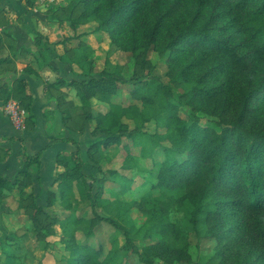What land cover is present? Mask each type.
<instances>
[{
	"label": "trees",
	"instance_id": "16d2710c",
	"mask_svg": "<svg viewBox=\"0 0 264 264\" xmlns=\"http://www.w3.org/2000/svg\"><path fill=\"white\" fill-rule=\"evenodd\" d=\"M178 3L187 5V18L173 24H168L161 16L157 20L149 18L167 11L171 0H73L69 6L71 11L80 6L90 10L89 14L77 18L71 16L69 19L74 22L85 23L89 17L96 16L99 28L113 27V32L124 40L128 31H135V37H142L143 42L136 44L141 50L135 48L132 52L138 55L142 51L145 59L164 39L166 44L161 54L166 56L173 80L192 81L201 60L208 55L223 60L222 65L198 78L195 92L189 95L192 103L195 100L203 112L217 114L220 132L216 127L203 126L193 117L183 118L179 106L170 100L171 87L163 82L144 79L133 85V97L137 96L142 108L133 103L129 106L134 107L128 110L142 113L143 121H155L161 131L150 134L154 141L159 140L155 149L142 142V132L135 135L122 122L127 110L116 102L120 94L118 78L102 70L99 77L88 76L87 79L85 76L76 81L78 96L88 108L91 98L98 93L100 100L109 105L107 112L97 115L101 130L94 133L106 136L93 142L98 150L119 146L125 137L132 140L135 147H141L144 156L153 158L161 151L163 158H154L157 177L147 193L140 197V202H120L122 214L116 218L97 214L93 184L79 175L63 182L68 190L73 189L76 182L84 193V200L93 204L92 210L98 220L115 229L111 248L106 252L104 246L96 248L89 243L98 226L83 231L91 227L94 220L86 216V211L68 215L62 224L68 232L66 244L75 256L74 264H124L125 259L119 254L120 236L126 241L125 249L137 255L138 264H156L157 260L164 264H195L189 240L191 233L218 242L226 241L231 235L222 246L220 262L213 257L200 264H264V122L260 120L264 110V0H195L193 4L192 0H178ZM228 15L233 16V25L222 27L219 23ZM234 26L236 34L227 36ZM191 53L197 54L196 60L186 64ZM249 56L255 62L249 83L236 86L229 106L225 104L220 109V105L213 104V109L205 101L216 91L223 90L226 84L218 89L210 80L225 64L232 70L247 72L252 63ZM171 70L175 73L171 74ZM15 97L32 110V98L26 96L23 83H18ZM127 151L131 153L130 148ZM22 152L26 154L24 147ZM78 153L73 154V159ZM58 159L64 160L62 155ZM69 163L66 161V165ZM77 166L82 169L80 162ZM14 186L15 183L0 174V193ZM148 205L153 209L148 221L133 233L127 224L130 216L125 219L124 211L132 213L137 207L143 211ZM174 206L181 207L186 215L187 228L170 221L168 214ZM228 225L231 227L226 230ZM79 234L84 235L87 242H81ZM154 237L160 239L153 242Z\"/></svg>",
	"mask_w": 264,
	"mask_h": 264
},
{
	"label": "rangeland",
	"instance_id": "374dc122",
	"mask_svg": "<svg viewBox=\"0 0 264 264\" xmlns=\"http://www.w3.org/2000/svg\"><path fill=\"white\" fill-rule=\"evenodd\" d=\"M72 2L73 0H18L16 7L6 9L0 7L2 38L9 40L8 34L14 35L19 32V29L29 24L37 64L40 66L41 53L47 51L48 60L50 56L56 54L55 59L70 70L67 77H57L54 80L55 83L50 85L57 87L56 94L52 96L58 102L57 114L62 123V128L60 126V129L53 128V132L56 133L53 142L63 140L57 145L58 151L46 155L54 143L50 141L42 143L32 137L33 142H39L38 146H32L31 150L24 154L25 163L18 175V180L10 181L12 184L15 182V186L0 193V207L10 198L13 204L10 205V209H7L8 212L1 216L0 224L6 221L5 215L12 214L7 220L8 225H0V228L4 229H0V264H74L75 256L67 249L68 232L62 222L68 215L74 213L79 215L82 211H86V216L94 219L91 222L92 226L85 227L84 232L93 226L95 228L98 226L96 235L89 240L90 245L96 248L102 245L106 252L110 250L111 236L114 235L115 229L106 222L98 220L92 210L93 204L88 199L84 200V193L77 187L76 182L73 189L68 190L63 183L65 180L79 175L85 182L93 184V193L97 196L95 205L97 214L102 217L116 218L118 214H122L119 203L125 200H141L140 197L147 193L149 186L157 177V169L153 168L156 163L154 158L158 157L157 159L161 160L163 158L161 151L159 154H154L153 158L146 157L140 152L141 147H135L132 140L125 137L119 146L107 149L102 147L100 150L95 147L93 144L95 140L106 137L104 133H94L95 130H101L97 123V115L99 112H107L109 105L100 100V93H98L91 98V105L88 108L78 96L76 81L86 77L88 79V76L99 77L102 70L118 78L121 82L120 94L116 102L122 104L125 107L123 109L127 110L123 113L122 122L135 135L142 132L144 134L141 136L142 142L149 144V147L153 149L157 147L154 145L159 140L154 141L150 134L161 133L155 121H143L140 118L142 113L128 110L134 107L129 106L133 103L142 108L137 96L133 97L135 90L133 85L144 79L163 82L170 86V100L179 106L180 115L183 118L193 117L203 126L216 127L219 132L221 130L217 114L203 112V109L198 108L195 100L192 103L189 95L195 92L194 86L198 83V78L200 79L212 68L222 65V59L208 55L201 60L192 81L173 80L172 75L169 74L170 68L166 62V56L161 54V48L166 44L164 39H161L160 44L158 43L159 45L150 51L145 59L142 51L138 55L132 52L135 48L141 50L136 44L143 42L142 37H135V31H128L127 38L124 40L113 32V27L108 29L105 25L99 28L100 21L96 16L89 17L85 23L74 22L69 19L71 16L77 18L82 14H89L90 10L80 6L71 11L69 6ZM193 3L195 0H192ZM186 6V4L179 5L178 0H171V7H168L167 11L157 14L158 16L151 15L149 18L157 20L161 16L163 19L166 18L168 24H173L178 19L182 21L187 18ZM188 8L191 9V6ZM145 17L148 18L147 15ZM232 20L233 16L228 15L219 24L222 27L233 25ZM236 32V26H234L230 28L227 36ZM243 38L250 42L247 36ZM250 47L251 45L246 48L245 53ZM196 57V53H191L187 57L186 64L194 62ZM248 60L252 61L250 56ZM252 64L255 62L252 61L247 72L232 70L226 64L223 69H218L216 76L210 80V84L218 89L225 84L226 87L216 91L205 102L213 109L215 108L213 104L220 105V109L225 104L229 106L236 86L239 83L244 85L249 83L248 79L254 68ZM172 73L175 72L171 70ZM193 81L195 82L192 86ZM62 89L67 90L68 93ZM50 93H52L51 90ZM19 104L25 111V116L22 125L16 128L18 134L25 136L24 132L30 131L35 138L39 137L40 128L32 110L29 111L26 105ZM47 116L49 117L50 114ZM260 120L264 122V110ZM128 148L131 149V153L127 151ZM75 152L79 153L77 158L73 159ZM59 155L64 158L61 162L58 159ZM68 160L70 163L66 165ZM79 162L82 164V169L77 166ZM41 178H43V184ZM150 211L153 209H150L149 205L143 211L139 207L132 213L124 211L125 219L127 215L130 216L127 220L128 228L133 233L136 232L143 223L148 221ZM168 217L171 222L187 228L188 220L181 207L174 206ZM230 227L228 225L225 229L229 230ZM228 236L226 241L218 242L191 233L189 240L195 264L207 262L213 257L220 262L222 246L228 242L231 235ZM78 238L81 242H87L84 235L79 234ZM159 239L160 237L158 239L154 237L151 241L157 242ZM119 240V254L125 259L124 264H138L137 255L125 249L124 237L120 236ZM137 243L140 244L139 241ZM156 264L164 263L157 260Z\"/></svg>",
	"mask_w": 264,
	"mask_h": 264
},
{
	"label": "crops",
	"instance_id": "0c3cea01",
	"mask_svg": "<svg viewBox=\"0 0 264 264\" xmlns=\"http://www.w3.org/2000/svg\"><path fill=\"white\" fill-rule=\"evenodd\" d=\"M17 2L18 0H0V7L2 9L13 8L18 5ZM30 33L31 28L27 24L22 29H19V32L14 34L15 36L8 34L9 40H6L4 36L2 38L0 29V174L9 181L17 179L24 167L25 161L22 148L24 147L25 153H27L32 146L37 147L39 142H33L34 139L40 140L42 143L46 141L53 142L56 136L53 128H62V123L57 114L58 102L52 96V94H56L55 90H57V87L50 85L55 83V78L60 76L67 77L70 73L66 65L55 59L56 54L50 56L48 60L47 51L41 53L42 63H40L42 65L40 64L39 66ZM18 83H23L26 96L32 98L31 109L40 128L39 137L35 138V135L30 131H25V136L18 134L5 112V106L10 101L15 100L20 103V100L15 97ZM50 90L52 93H50ZM62 91L68 93L65 89H62ZM69 99L74 100V98ZM48 111L50 113H47ZM48 114H50L49 117L47 116ZM20 137L22 138L21 141L18 140ZM53 143V147L49 149L46 155L58 151L57 145L61 144V142ZM41 180L43 184V178ZM11 201L12 198L6 200V203L4 202L0 207V222L1 216L8 212L7 209H10V205H13ZM11 215H5L6 221L0 225H8L7 220Z\"/></svg>",
	"mask_w": 264,
	"mask_h": 264
},
{
	"label": "built area",
	"instance_id": "2783aa9c",
	"mask_svg": "<svg viewBox=\"0 0 264 264\" xmlns=\"http://www.w3.org/2000/svg\"><path fill=\"white\" fill-rule=\"evenodd\" d=\"M5 112L9 116L15 128H18L20 124L22 125L25 111L17 101H10L5 108Z\"/></svg>",
	"mask_w": 264,
	"mask_h": 264
}]
</instances>
